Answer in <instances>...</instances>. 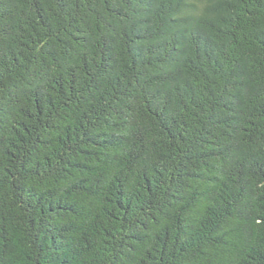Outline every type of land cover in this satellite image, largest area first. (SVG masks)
Here are the masks:
<instances>
[{
	"label": "trees",
	"instance_id": "obj_1",
	"mask_svg": "<svg viewBox=\"0 0 264 264\" xmlns=\"http://www.w3.org/2000/svg\"><path fill=\"white\" fill-rule=\"evenodd\" d=\"M0 264H264V0H0Z\"/></svg>",
	"mask_w": 264,
	"mask_h": 264
}]
</instances>
